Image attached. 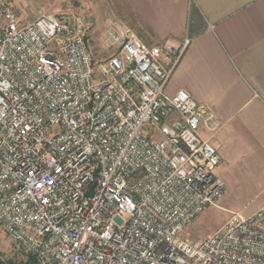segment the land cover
Wrapping results in <instances>:
<instances>
[{
  "label": "built area",
  "instance_id": "1",
  "mask_svg": "<svg viewBox=\"0 0 264 264\" xmlns=\"http://www.w3.org/2000/svg\"><path fill=\"white\" fill-rule=\"evenodd\" d=\"M0 9V229L16 246L38 264H264V206L184 236L226 194L202 138L213 112L166 92L188 41L106 22L98 58L83 16Z\"/></svg>",
  "mask_w": 264,
  "mask_h": 264
},
{
  "label": "crops",
  "instance_id": "2",
  "mask_svg": "<svg viewBox=\"0 0 264 264\" xmlns=\"http://www.w3.org/2000/svg\"><path fill=\"white\" fill-rule=\"evenodd\" d=\"M107 1L146 45L188 41L166 92L213 112L218 126L202 138L219 155L215 175L264 192V0Z\"/></svg>",
  "mask_w": 264,
  "mask_h": 264
},
{
  "label": "rangeland",
  "instance_id": "3",
  "mask_svg": "<svg viewBox=\"0 0 264 264\" xmlns=\"http://www.w3.org/2000/svg\"><path fill=\"white\" fill-rule=\"evenodd\" d=\"M7 1L13 7L21 25L33 22L44 13H71L81 15L87 25L89 45L95 57H106L100 49L98 36L106 22H116L109 17L107 0H79L71 4H61L58 0H0V7ZM1 10V9H0ZM2 24L0 15V25ZM226 183V194L216 207H209L197 217L184 231V236L193 239H205L223 227L230 214L247 217L257 211L264 202V192L256 193L238 181ZM21 248L16 246L0 229V259L3 264H24L29 260ZM38 264V263H36Z\"/></svg>",
  "mask_w": 264,
  "mask_h": 264
},
{
  "label": "trees",
  "instance_id": "4",
  "mask_svg": "<svg viewBox=\"0 0 264 264\" xmlns=\"http://www.w3.org/2000/svg\"><path fill=\"white\" fill-rule=\"evenodd\" d=\"M36 263L37 261L33 257H30L29 260L24 264H36Z\"/></svg>",
  "mask_w": 264,
  "mask_h": 264
}]
</instances>
